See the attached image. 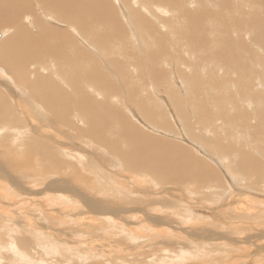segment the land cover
Segmentation results:
<instances>
[{"label": "bare ground", "instance_id": "6f19581e", "mask_svg": "<svg viewBox=\"0 0 264 264\" xmlns=\"http://www.w3.org/2000/svg\"><path fill=\"white\" fill-rule=\"evenodd\" d=\"M0 1H3V0H0ZM16 1L18 2V5H16L13 0H8V3L10 2L12 4L10 5L11 6L10 8L12 9L10 11H8L7 9L6 11L11 12L10 16L7 15L9 16L10 22H12L11 20L18 19V21L13 22L16 25L18 24V32H16L15 37H14L15 34L14 35L11 34V36L7 38L5 37L3 33L0 34V36L3 35L5 37V41L3 42V45L0 44V57H1L0 63L5 65L7 67V70L9 69L13 70V68L15 67V64L16 65L18 64V68L13 71V74L16 78L15 80L20 81L21 84L25 88H29L32 95L31 97H29V100H28V98H26L27 96L24 97L23 96L24 93L23 94L21 93L20 95V92L18 90V94H17L18 95V99H17L18 100V108H17L18 116L14 112L15 110L14 108L17 107V105L14 107L15 104H13L11 99L10 101L7 99L6 96H3V95L0 96V125L1 127L4 126V129H5L4 130L0 128L2 132L7 130L10 134L9 127L14 125L16 122H18L19 124L18 127L23 125L22 120L28 122L27 124H24V126L27 127L26 129L20 130L18 128L17 129L18 131L16 130V132L18 133V138L16 136L15 137L18 139V148L22 147L21 151L19 150L21 148L17 149L20 152L19 155L17 153H13L14 154L13 156L18 155V160L15 158H9L7 160H4V164L6 167L0 164V218L1 216L5 217L3 222L2 221L0 222V254L2 253V256H0V263L4 262L3 259L1 260V258H5L8 262H10V264L11 262L13 263L17 262V264H90L91 263V259L89 256L90 254L87 255V253L91 252V253L96 254L95 248L97 249L98 244H97V247H94L93 245L94 243L92 241L96 240L95 237L97 236L98 232L103 236L110 235V237H112V235H115V234H118L119 236L122 235L132 241L133 235L135 234V232H133V230L131 229L132 231H130L131 232L130 234L126 230L124 231L123 229L126 226L124 223L127 224L128 222H131L132 220L134 222L135 220L134 224L137 223L138 224L137 227L141 225L140 229L143 228V231H141L143 234L137 235V237L139 238V241L137 242L132 241V243L135 244L134 248L139 247V245H141L143 242H146V243L150 242V244H152V243H156L159 240H162V242L168 246V248L164 246L167 248V250L162 249L163 254L160 256V258H156L154 260L148 259V261H153V262L156 261L155 264H264V246L261 245V242H260V240L264 239V234H261L259 232L258 234H255V236L253 237L251 236L242 237V234L246 229H242L238 226L235 227L230 224L228 225L227 224L228 222H225L223 219L222 221L216 220V223H214L211 219L212 214L210 217L208 216L205 217L203 215H200L195 210H192V209H196L195 207L197 206L196 205L192 206V199H194L192 196L194 192L193 190H188L187 186H182L181 188L186 191L188 196L184 195V193L182 192L179 198H177V196H175L176 198H174L173 193L168 194L170 190L164 186L165 180L172 179V178L186 180L191 177H200V179H203L205 181L206 175L208 176H211L212 174L214 175V173L211 174V171L208 172L209 167H207L204 161L203 162L201 160L196 161L195 159H191V158L189 160H187V158H185V160L183 159L172 160V158L170 159V154H168L169 156L164 154L163 158H161L162 155L159 156L161 159H163V161L158 160L156 158L157 155L153 153H151L149 157L144 156L143 154H145V152L143 154L142 152L146 150L143 149V151L140 153L139 147L141 148V146H138L139 135H138V132L135 130V128H133V126L129 122H127L122 117V115L116 110H114L113 108L108 107L107 110L102 109L104 106H106V103H107V100H105V97L102 100L98 99V100H101L99 102H97L94 99L93 97L94 93H95V96L102 95L101 92L97 90L98 88L95 84L87 83L88 81L87 80L85 85H87L86 89H88V91H86L84 88L85 85L82 86L81 83L78 82L79 80L73 82L74 83L73 88H70L72 86H69L67 82L65 83V85L68 87L69 90L71 89L72 90H71V93L65 94L61 91L63 89L59 87L60 85L55 86L50 80L47 79L48 77H46L47 76L46 73L49 72L47 69L49 68L50 65H52L51 63L54 64V62L48 61L47 59L44 60L40 58H45L46 55H48V57L49 55L51 57L56 56V55L60 56L62 55V51L65 53L66 50L72 49L73 45L76 46V44L74 43V40H72L70 36L68 35V33H66L65 31L63 33L64 44L63 45L56 44L54 42V39L62 35L61 31L53 27H49L43 24V22L37 23L36 26H32L33 29H35L33 33L30 31H27V29H24L22 25L20 24L21 17L19 20V16H21L20 14H23L25 12L28 13L29 11H25L27 8H26V5L22 1L20 0H16ZM41 1L46 6V8H50V10L52 11L61 13L62 14L61 16H63L66 20L67 19L76 20V24L79 27L78 29L79 34L81 33L84 36H86L88 35L87 27L82 17L86 15V9L88 7L90 10L97 9L101 0H92L90 4L87 3L86 0H84L83 2H78V0H41ZM121 1L128 8V10L126 9L127 12L126 10L123 9L124 5H122L123 8L121 9H123L124 12H126V15L129 17V22L132 27V30L129 32V37L130 38H132L133 36L135 38L139 37L140 38L139 40L144 44L146 49L149 45L152 44V42L156 41L158 43L157 41L158 38L162 41L167 36V33L164 36H162V33L159 32V30L157 29L158 25H161V27H165V28L169 27L170 31L173 29L174 26L172 27L171 25L174 21L172 22L170 20H167V17L172 12L171 5H172L174 12L179 13L178 18H181V19L183 18V20L190 22L193 18V11L190 10V8L192 7H189L187 4L194 5V4H197V2H199L198 0H185V1L162 0L161 2L158 0L157 2L161 3V5L160 4L158 5L156 3L153 5L154 0L149 1V3L146 0H140V3L147 5V7L151 3L153 6H156V5L159 6V7L157 6L158 9L156 8V10L159 14L161 15L163 14L164 17L158 14L151 15L152 19L155 18L154 19L155 22L157 21L161 23V24L158 23V25L156 26L153 24V22H150L148 19L145 18V14L142 13L141 7L139 5L138 6L136 5L137 4L136 0H121ZM203 1L206 4H209L208 2L209 0H203ZM104 2L110 3L108 0H104ZM236 2H238V4H241L239 3L241 2V0H238ZM251 2L253 4L252 6H255V7L257 6L258 8H261V11H262L261 13L258 12V15L256 18L257 19L256 21H258L257 31H260V36H259V39H257V42L264 45V17L262 16V14H264V0H251ZM231 3H232V0H226L224 2V6L222 7L223 9L221 8L222 10L221 12H214L208 17V21L210 22V24L212 21H215V18L217 17L218 30L216 29V31L219 34L223 30L224 32H227L228 34H230L231 29H232V32H234L233 27L235 26L237 27V25H235L233 22H230L229 24L228 22L226 24L224 23L225 20L227 21L225 14H228V8ZM9 4L7 5V7L9 6ZM234 5L236 7L237 3H234ZM160 6L163 8H160ZM5 7L2 9L5 10ZM149 7H151V5ZM143 9H147V8L143 7ZM151 10L153 9L149 8L148 11H151ZM148 11H147V14L149 15ZM153 12L151 11L152 14ZM27 13L23 14L22 18H24ZM2 14H4V12ZM2 14H0L1 18H2ZM47 14L53 15V13L51 12ZM102 14H104V12ZM28 15H30V13ZM7 16H4V17L8 18ZM33 16L35 17V14H33ZM98 16H99V13L96 14V17ZM102 16L114 19V12H112L111 9H108L105 11V15H102ZM230 16L233 17L234 12ZM26 17L30 18L28 16ZM35 18H38V17H35ZM45 18L47 19V17ZM28 23L30 24V22ZM174 23H176V21ZM249 23H252V22H249ZM0 24L2 23L0 22ZM97 25L99 26L100 24H97ZM253 25L255 26L254 23ZM77 26L76 28H78ZM249 26H252V24ZM91 27L89 28L91 29ZM220 27H225V28L222 30V28L220 29ZM241 28L242 26H238L237 28H235L237 29V32L241 34V37L237 36V33H236L235 37L237 38V40H230L231 49L227 53V57H228L227 66H230V67L233 66L231 62L234 60V54L239 53L242 50H247V48H249L248 47L249 45H247L243 39V36L246 35L245 31L247 30V27L242 28V29ZM94 31L96 32V30ZM168 34H169V39L167 37L165 39V42L168 41L170 45L173 46L174 50H181V52L182 51L186 52L183 46H181L180 43H178L180 41H179V37L177 36L176 32L172 31ZM170 34L173 35L174 38L170 37ZM179 35H180V32H179ZM194 35H195V32L192 31L191 37H194ZM219 36H217L216 38H218ZM86 40H85V43H86ZM250 41H253V40H250ZM219 42H220V38L214 41H210L209 39L202 38L198 40L196 45H198V49L202 51L203 53V51L205 52L208 50L209 45H210L209 43L213 45H217ZM154 45H157V44H154ZM159 45H162V43L159 42ZM255 47L257 50L260 51L261 55L264 56V49L260 48V46H255ZM255 47H252V48L255 49ZM149 48L152 49V46ZM231 50H233L234 52ZM157 52L159 54L161 51H157ZM157 52L154 55V59L151 56V59L154 60V65H158L159 60L161 58L160 55H157ZM80 54H81V50H80ZM63 55H66V54H63ZM187 55L190 56L189 53ZM60 57L64 59L63 56H60ZM80 57L81 59H84L83 54H81ZM34 58H39L38 60L40 62L35 60ZM56 59H58V57L55 58V61H57ZM73 59H76L75 56ZM76 60H79V59H76ZM229 60H230V63H229ZM236 60H238V58ZM42 61H44L45 63L40 64ZM239 61L241 60L239 59ZM62 63L64 64L65 62L63 61ZM66 63H70V62H66ZM33 64L37 65L38 69L36 70L34 68L36 71L35 73H32L34 75H32V79H30V70H31L30 67L31 68L34 67ZM47 64H48V67L46 66ZM243 65H247L245 61ZM263 65H264V61L262 63V69H261L262 71L264 70ZM39 66H41L40 69H39ZM28 68H29V71H28ZM249 69L250 68L247 69V68L242 67V74H241L242 77H240L241 78L240 79L241 80L240 90L243 91L242 97H241L243 98V100H240L241 102L238 101V103L245 104L246 106H249V107L251 106V103L253 102L252 99L250 97H247L246 96L247 94H244L245 92L249 91V94L255 97L257 101L260 103V105L262 106L260 107L259 112L261 114L260 116L264 118V76H263V79L257 77L256 81L258 80L260 81V79H262L263 81H261V83L258 84V87L260 89L258 88L254 89L251 83H248L246 80L245 81L243 80L245 78V72ZM156 71L158 74V70ZM125 73H128V72L127 71L122 72L123 79L128 77V75L125 77ZM60 74H62V72H60ZM63 75H60V76L62 77ZM1 77L4 79L6 78L0 75V78ZM104 77H106L105 74H104ZM59 78L60 77H57V79ZM103 79H104V82L109 81V80H106L105 78ZM253 79L255 78H252V80ZM63 80L68 81L66 76L65 77L63 76ZM214 84L216 85V82ZM232 84L234 83H231L230 85L232 86ZM20 86L21 85L19 84L18 87ZM61 86H64V85L61 84ZM12 88L14 89L13 86ZM110 90L111 89H106L108 93H110ZM12 92L14 93V91ZM12 92H10V94ZM1 94H3V92H1ZM169 94L171 96L172 101L174 100V103H176L177 108L178 109L181 108V104L179 100L177 99V97L174 95L173 91L169 90ZM11 97H14V96L11 94ZM111 97H112V94H111ZM111 97L109 96L110 102L112 99ZM11 102L13 105L11 104ZM217 102L220 105L219 106L220 112L222 113L223 116H228V114H230L229 113L230 110L234 109L233 105L231 104H226L225 106L224 103H226V101L225 102L217 101ZM229 103H232V101L230 100ZM72 104L80 112V114H76L75 112L74 114L81 115L83 121L78 120L77 123L76 122L74 123L73 120L72 122L67 119L69 115V110L72 111ZM228 106L230 110L228 109ZM241 115L242 116L248 115L247 110L246 111L243 110ZM249 115H252V114H249ZM210 118L211 116L206 113H203L200 117L201 120H207ZM251 118L253 119L255 118V116L252 115L250 116L249 119ZM57 120L60 121L57 123L58 125H62L61 122H65V124L68 127L76 130L79 133V137L88 138L90 141L95 143L94 145L97 149H101L102 151H105L106 153H108L105 158L103 157L104 161H106L105 164H100L99 163L100 161L92 160L93 166L94 165L101 166L103 167V169L98 168L97 170L96 168L95 170H93L89 163L86 166L90 168L84 167L85 165L82 164L81 159H80V158H83L81 156V151H80L81 149L77 148L78 149L77 151V149L74 148L75 147L74 146L70 151L69 147H72V144L67 143L68 141L66 140H69V139H66L64 136H61L59 133L60 131L58 132L59 128L56 126ZM107 120H110L111 122H113V128H107V126H105V123ZM86 123L88 124V128L84 126ZM260 124H263V123H260ZM118 125L122 127L121 130H119ZM114 128H116V131H114L115 130ZM204 130H206V128ZM256 130H258L257 135H260L261 131L259 129H256ZM109 131H114V133H109ZM69 133H70V130H69ZM64 135L66 134L64 133ZM114 136H115L114 140L109 139V137L114 138ZM22 137H24V139L20 140ZM30 137L32 138V141L28 142L27 139H29ZM149 137H150L149 138L150 141L151 140L153 141V139H155L154 136L149 135ZM259 137L262 138L261 135ZM260 138L256 137L257 139L255 140L256 144H253L256 150L255 149L253 151L251 150L253 154H255L254 153L255 151L261 155L262 153H264V151H262L258 146V143H260V140H261ZM135 140H137V142H135ZM235 140H237V138ZM25 141H27L29 144L26 147L23 146ZM126 141L128 142V144H130V146L128 148H125L124 150L122 146L125 145L123 144V142H126ZM13 142H12V145L15 144ZM160 142L161 141H159L158 144L162 145L163 142L161 143ZM78 146L80 147L81 145L79 144ZM84 148L85 147H83V149ZM166 148L168 147H162V148L160 147L158 149H161V150L156 149V153H159L157 151H167ZM242 152H243V155H245L244 151ZM223 153H226V152L216 153L217 156L219 155L218 162L220 161L219 163L221 164H224V160L226 158V154L221 155ZM115 155H118L119 157H116ZM262 156H263L262 159H264V155ZM247 160L241 162L242 166H245L244 162H247ZM107 162L109 164H107ZM257 163L259 164L260 162L258 161ZM195 164H197V167L195 166ZM250 164L253 166L255 163L253 162V164L252 163ZM36 165L39 168H36L37 167ZM257 166L258 165H256L255 167ZM260 166H264V165H260ZM128 167H137L138 169L137 172L139 173L138 174L134 173L135 174L134 175L128 172L125 169ZM33 168L35 169V171L33 170ZM8 169L9 170L11 169L13 171L18 170V183H15L14 185H12L14 178ZM248 169H250V167H248ZM110 171L113 174L109 173ZM258 171L260 174H264L260 172L261 169ZM248 172L251 173V170ZM86 174L92 177L91 185H89L87 182ZM254 174L256 173H253V175ZM255 176H261V175L258 174ZM15 177H17V175ZM234 177L238 178L236 177V175ZM261 177L264 178V175H262ZM20 180L22 182H20ZM153 180H156L158 183H155ZM147 181L151 182L153 185L152 187L154 188L155 186V188L152 189L151 186L147 183ZM186 181L188 182L189 180H186ZM143 182L146 183L145 186L142 185L143 187L141 189H139L140 187L139 188L137 187V191L135 190L133 191L132 184L136 186V183L138 184V183H143ZM23 183L26 184V186H24ZM263 184H264V180H263ZM215 189L216 187H214L213 189L211 188V190L209 191L215 192L216 191ZM119 195L125 197L120 202L130 204L131 206L122 205V203L121 205L120 204L116 205L113 199L108 200L109 196L119 197ZM102 196H107L108 199L102 198ZM237 196L238 198H248L246 197V195H244L243 192L236 194V195H231L233 202L237 204L241 203L239 199H236ZM150 198H153V199L148 204L155 203L156 206L150 207V206L145 205L147 206L146 208L142 207L141 205L142 201L150 200ZM215 200H218L219 205L220 203H222L221 196H218ZM260 200L262 199L260 198ZM210 201H213V200L211 199L204 200L205 203L210 202ZM210 205L208 206L210 207ZM222 205L225 206L224 204ZM258 206L259 208L260 206L263 207V204L259 202L258 203L254 202L253 204H250L249 202L247 205L240 208L241 211H244V212H242L241 214L237 216L239 217V219H244V221L245 219L252 218L251 223L253 224V221L255 223V221L258 220V218H261L259 217L260 216L259 212L255 211L258 208ZM234 207L235 206L232 205L233 209H231L230 204L226 203V208H225L226 215L225 216H227L228 212H233ZM210 208L212 209V207ZM203 210H204V207H203ZM257 210L260 211V209H257ZM85 211L92 212L93 214L90 213L91 215L89 217H85L84 215H82ZM14 212L18 214V216H20L19 223H18L19 227L10 224L12 220L11 217ZM30 212H33L32 214H34L35 219L30 216ZM217 212H214L213 214L215 213L217 214ZM46 215L50 217L52 227H55V226L59 227V225H63L65 223L66 224L73 223L77 225L79 227V230H77L78 233H75V235L76 234L79 235L78 237L79 239L77 243L76 244H66V241H67L66 238H60V237L54 238L53 233H51L54 230L52 229L53 231L47 232L45 229V228L50 227L48 224L47 226H42L37 223L36 219H41V221L46 220V218H44V217H47ZM162 215H164L165 217ZM169 215L173 216L175 219L171 218ZM219 216L220 215H218V217ZM157 217H159L158 219L161 221H158L157 223L154 224L153 219H156ZM199 224L201 225L202 230L200 231L199 234H197V237H194L191 234L192 233L191 230H190V233L186 235H183L182 233L181 234L177 233V231L179 230L178 228H181V227L183 228V226L181 225H186L188 226L186 228L192 229L193 227H196ZM210 224L214 225V227L209 226ZM173 226H177V227H173ZM20 228L23 229L25 232L31 233V236L28 240L24 238H19L18 235H15V233L18 232V234H20L23 231V230L21 231ZM214 228H217V229H214ZM258 229L260 230L261 228H258ZM63 230L61 233H63ZM60 231H61V227H60ZM69 232H72V231L69 230ZM57 233L60 234L59 232ZM71 236H74V235H70V237ZM212 236L218 242L219 240H222V242H219V243L214 242L215 246L212 245L211 242L213 240H209L213 238ZM144 238L146 240H143ZM249 238H253V242H256L255 244L256 246H253L254 248L252 246L249 247V244H246L245 240ZM99 240L97 239L96 241H99ZM168 240H174L175 242L184 241L185 245L184 246L180 245L178 247V250H174L172 249L171 245L167 244ZM81 241L84 242V244ZM188 241H192V242H188ZM208 241L209 242L211 241L210 244L212 245V247L214 248L216 247V249H219V250L214 251L217 253L218 256L212 257L213 259H209L210 258L209 256L211 253L207 252L205 248V245L208 244ZM119 244L121 245V243ZM82 245L86 249L84 253H82V250L84 249V248L83 249L81 248ZM124 250H127V249L124 248ZM33 251H36V252H33ZM23 252H25L26 254ZM46 254H50V256H47ZM166 254H168L169 256L168 258H165ZM92 255L94 256V254ZM98 262L99 261H97V263ZM106 264H112V263H109L108 261V263Z\"/></svg>", "mask_w": 264, "mask_h": 264}, {"label": "rangeland", "instance_id": "374dc122", "mask_svg": "<svg viewBox=\"0 0 264 264\" xmlns=\"http://www.w3.org/2000/svg\"><path fill=\"white\" fill-rule=\"evenodd\" d=\"M3 1H0L1 2L0 11L2 10L0 12V14H2L3 12H4V14L5 13L6 14L5 15L2 14V18L0 17V20H2L0 22L3 24V25L0 24V34L3 33L6 38L11 36V34H13V35L15 34L14 35V37H15L16 32H18V24L16 25L13 22L18 21V19L17 20H11L12 22H10L9 16H10L11 12H8V11H10L12 9V8H10L11 7L10 5H12V4L10 2H9L10 3L9 4L8 0L4 1L6 3H4ZM13 1L15 2L16 5H18V2L16 0H13ZM20 1H22L26 5L27 9L25 11H29V12L28 13L25 11L24 12L27 13L26 16L30 17V18H27L25 16L24 18H22V15L25 13L20 14L21 15V16H19V20L21 17L20 24L22 25V27L24 29H27V31H30L33 33L35 29H33L32 26H36L37 23L43 22V24L61 31L62 35H60L54 39V42L56 44H62V45L64 44V35H63L64 31L66 33H68L70 38L72 40H74V43L76 44V46L73 45L72 49L66 50L67 52L65 51V53H64L62 51V55H60V56H63L64 59H62V57L57 56V55L52 56V57L50 55H49V57H48V55H46L45 58H40V59H44V60L47 59L48 61L54 62V64L51 63L52 65H50L49 68L47 69L49 72L50 71L51 72L46 73L47 76L44 75V76L48 77L47 78L48 80H50L55 86L60 85L59 87H61L63 89L61 91L65 94L71 93V90H72V89L69 90L68 87L65 85V83H67V82H68L67 84H69V86H72L70 88H73V84H74L73 82L78 81V80H79L78 82H80L82 86H84L86 84L87 80H88L87 83L95 84L98 88L97 90L100 91L102 95L95 96V93H94V96H93L94 99L97 102H99L105 97V100H107V103H106V106H104L102 109L107 110L108 107L113 108L114 110L119 112L122 115V117L133 126V128H135V130L138 132V135H139L138 146H141V148L139 147L140 153L143 151V149L146 150V151L142 152V154L145 152V154H143L144 156L149 157L151 155V153H153V154L157 155L156 158L158 160L163 161V159H161V158H163L164 154L165 155L170 154V159L172 158V160H174V159L185 160V158H187V160H189L191 158V159H195L196 161H198V160H201L202 162L204 161V163L207 165V167H209L208 172L211 171V174L214 173V175L213 174L211 175L212 177L206 175L205 181L203 179H200V177L188 178V179H186V180H189L188 182L186 180H180V179H175V178L165 180L164 186L170 190L168 194L173 193L174 198H176L175 196H177V198H179V196H181V192L184 193V195L188 196L186 191L181 188L182 186H187L188 190H193V192H194V194L192 196L194 198V199H192V206L193 205L197 206V207H195L197 210L196 209H192V210H195L200 215H203L205 217H207V216L210 217L212 214L211 219L214 223H216V220L222 221V219H223L225 222H228L227 223L228 225L230 224V225H233L235 227L238 226L242 229H246L247 231L245 230L243 232L242 237H246V236L253 237V236H255V234H258L259 232L261 234H264V184H263L264 178L261 177L264 174H260L258 171L261 169L260 172L264 173V166H260V165H264L263 164L264 159H262V157H263L262 155H264V153H262V155H261V154L257 153L256 151L254 152L255 154H253V152H252L255 149L253 144H256V142H255V140H257L256 137L260 138L259 136L261 135V137L264 139V135H263L264 134L263 133L264 132V118L262 116H260L261 114L259 112V109L262 106L260 105V103L257 101V99L255 97H253L252 95L249 94V91L248 92L244 91L245 92L244 94H247L246 96L250 97L252 99L253 102L251 103V106L249 107V106H246L245 104L238 103V101L241 102L240 100H243V98H241L243 91L240 90L241 89V80H240L241 78L240 77H242V75H241L242 74V67L247 68V69L250 68L249 70H247L245 72V78L243 80L244 81L246 80L248 83H251V85L254 89L255 88L260 89L258 87V84L261 83V81H263L262 79H263L264 74H262V73H264V70L262 71L261 69H262V63L264 61V56H262L260 51L257 50L255 47V46H260V48L264 49V45L257 42V39H259V36H260V31H257L258 21H256L257 20L256 18H257L258 12H260V13L262 12L261 8H258L257 6L256 7L252 6L253 4H252L251 0H241V2H239L241 4H238V2H236L238 0H236V1L232 0V3L230 4V6L228 8V14H225L227 21L225 20L224 23L226 24L228 22V24H229L230 22H233L235 25H237V27L238 26H242V28L247 27V30L249 32L247 30L245 31L246 35L243 36V39L246 42V44L249 45L248 46L249 48H247V50H242L239 53H235L234 54V60L231 62L233 64V66L230 67V66H227L228 65L227 53L231 49L230 48V40H237V38L235 37V34L237 33V36H239V37H241V34H239L237 32V29H235L237 27L235 26V27H233L234 32H232V29H231L230 34H228L227 32H224L223 29L225 27H220V29L222 28V30H223L222 32H220V34H221L220 35L216 31V29L218 30V28H217L218 27L217 26L218 25L217 24V17L215 18V21L211 22V24L208 21V17L212 13L222 11L221 8L224 6V2L226 0H209L208 1L209 4L204 3L203 0H198L199 2H197V4H194V5L187 4L189 7H192V8H190V10L193 11V18L190 22L183 20V18L182 19L178 18L179 13H175L173 8H172V5H171L172 12L167 17V20H170L172 22L176 21V23H174V22L172 23L171 26L172 27L174 26V27L171 31L169 30V27L165 28V27H161V25H158L159 22H157V21L155 22L154 21L155 18L152 19L151 15L158 14L160 16H163V14L162 15L159 14L156 10L157 6L159 4L161 5V3L157 2L158 0H156V2L154 0V2H153V5L155 3L158 5L153 6L151 3L150 4L151 7H149L150 5H148V7H147V5L140 3V0H136L137 1L136 5L137 6L139 5L141 7L142 13L145 14V18L148 19L150 22H153L154 25H156V26L158 25L157 29L159 30V32L162 33V36H164L167 33V36L165 37V39L167 37L169 39L168 33L172 32V31L176 32L177 36L179 37V41H180L178 43H180V45L183 46V48L185 49L186 52H183V51L181 52V50H174L173 46L170 45V43L168 41L165 42V39L161 41L158 38L160 40L159 41L157 39L158 43L156 41H154L146 49L144 44L139 40L140 39L139 37L135 38L133 36L132 38H130L129 32L132 30V27H131V24L129 22V17L126 15L128 8H127V6H125L123 4V2L121 0H108L110 3H106V2H104V0H101L97 9L90 10L89 7L86 9V15H84L82 17V19L85 21V25L87 27V34L88 35H86V36H84L81 33H80L81 35L79 34V32H78L79 27L76 24V20H71V19L66 20L63 16H61L62 15L61 13L56 12V11H52V10H50V8H46V6L42 3L41 0H20ZM83 1L84 0H78V2H83ZM91 1L92 0H86V2L89 4ZM146 1L149 3V1H152V0H146ZM159 1L161 2L162 0H159ZM182 1H185V0H182ZM7 3L9 4V6H8L9 8L7 7V5H8ZM234 3H237L236 7H235ZM122 5H124V8L122 7ZM4 7H5V10L2 9ZM143 7H146L147 9H143ZM119 8H120V10H119ZM121 8H123L124 10L127 9L126 12H124V10ZM149 8H152L154 10V12H153V10H151L153 12V14L151 13V11H148ZM160 8H163V7L160 6ZM7 9H8V11H6ZM108 9H111L112 12H114V19L102 16V15H105V11ZM121 10H122V12H121ZM146 10L148 11L149 15L147 14ZM49 11L51 13H53V15L52 14L48 15L47 13H50ZM97 12L99 13L100 17L99 16L96 17V14H98ZM103 12H104V14H102ZM233 12H234V16L231 17L230 15ZM29 13L31 16L28 15ZM33 14H35V17H38V18H35L33 16ZM54 14H55V16H54ZM7 15H9V16H7ZM164 15H166V14H164ZM4 16H7L8 18H6ZM262 16L264 17V14H262ZM45 17H47V19ZM95 17L98 19H96ZM49 18H51V19H49ZM62 18H63V20H62ZM176 18L178 21L176 20ZM111 19H112V21H111ZM250 19H252L253 21ZM5 20H7V21H5ZM28 20H30V21H28ZM96 20H97V22H96ZM27 21L30 22V24ZM170 21H168V22H170ZM128 22H129V24H128ZM249 22H252V23H249ZM253 23L255 24V26L253 25ZM97 24H100V25L98 26ZM159 24H161V23H159ZM248 24L249 25L252 24V26H254L256 28L249 26ZM91 25H92V27H91ZM76 26L78 28H76ZM89 27H91L92 30ZM75 30H77V31H75ZM94 30H96V32ZM250 30H252V31H250ZM92 31H94V32H92ZM192 31L195 32L194 37H191ZM117 32H119V33H117ZM179 32H180V35H179ZM217 36H219V37L216 38ZM5 37L3 35L0 36V40L2 42V43L0 42L1 45H3V42L5 41ZM170 37L174 38V36L171 34H170ZM202 38L209 39L210 41H214V40L220 38V42L217 45H213V44L209 43L210 45H209L208 50L205 52L203 51V53H202V51H200L198 49V45H196L198 40L202 39ZM85 40H86V43H85ZM250 40H253V41H250ZM159 42L162 43V45H159ZM255 42H256V44H255ZM154 44H157V45H154ZM252 44H253V46H252ZM151 46H152V49L149 48ZM252 47H255V49ZM119 48H120L121 52H120ZM80 50H81V54H83V56H84V59H81V57H80V55H81ZM33 51H34V49H33ZM157 51H161V52L158 54ZM231 51H233V50H231ZM156 52H157V55L161 56L158 65H154V60L151 59V56L154 59V55L156 54ZM186 53L187 54L189 53L190 56L187 55ZM63 54H66V55H63ZM258 55H259V57H258ZM74 56L76 59H79V60L73 59ZM56 57H58V59H56L57 61H55ZM231 58H232V56H231ZM237 58H238V60H236ZM34 59L39 61L38 60L39 58H34ZM239 59L241 61H239ZM243 60L246 62L247 65H243L244 64ZM61 61L62 62L64 61L65 63L63 64ZM66 62H70V63H66ZM44 63L45 62L42 61L40 64H44ZM229 63H230V60H229ZM33 65H34V67H32V68L30 67V69H31L30 70V79H32V75H34L32 73H35V71L38 69L37 65H35V64H33ZM46 66L48 67V64ZM182 66H184L185 68ZM40 67L41 66H39V69H40ZM263 67H264V65H263ZM17 68H18V64L17 65L15 64V67L13 68V70L12 69L7 70V67L5 65H3L2 63H0V75L7 78V79L6 78L4 79L2 77L0 78V80H1L0 81V96H2V95L6 96L8 100L11 99L13 104H15L14 107L17 105V107L14 108L15 109L14 112L16 115L18 114V109H17L18 108V100H17L18 99V95H17L18 90L20 92V95H21V93L22 94L24 93L23 96L24 97L27 96L26 98H28V100H29V97H31V95H32L29 88H25L21 84L20 81L15 80L16 78L13 74V71ZM32 69H34V70H32ZM2 70H3V72H2ZM156 70H158V74H157ZM28 71H29V68H28ZM54 71H56V72H54ZM124 71L128 72V73H125V77L127 75H128V77L123 79L122 78V72H124ZM6 72H7V74H6ZM60 72H62V74H60ZM79 73H81V74H79ZM68 74L70 75V77ZM104 74L106 75V77H104ZM254 74H256V75H254ZM60 75H63L64 77L66 76L68 81L63 80V76L61 77ZM74 75H75V77H74ZM80 75H82V76H80ZM57 77H60V78L57 79ZM102 77L105 78L106 80H109L108 81L109 83L104 82V79ZM257 77L262 78V79H260V81L259 80L256 81ZM252 78H255V79L252 80ZM2 79H4V80H2ZM12 80H13V82H12ZM11 82H12V84H11ZM111 82H112V84H111ZM215 82H216V85L214 84ZM13 83H14V85H13ZM106 83H108V84H106ZM231 83H234V84H232V86H231L230 85ZM19 84L21 85L20 87H18ZM61 84L64 86H61ZM12 86L14 87V89L12 88ZM15 86H16V88H15ZM239 86H240V88H239ZM84 88L86 91H88V89H86L87 85H85ZM106 89H111L110 93H108L106 91ZM169 90L173 91L174 95L179 100V102L181 104V108L178 109L176 106V103H174V100L172 101L171 96L169 94ZM186 90H187V92H186ZM12 91H14V93ZM1 92H3V94H1ZM10 92H12L11 94L14 97H11ZM111 94H112V97H111ZM109 96L112 98L111 102L109 100ZM98 99H101V100H98ZM230 100L232 101V103H229ZM217 101H224V102L226 101V103H224L225 106H226V104H231V105H233L234 109L230 110L229 106H228V109L230 110V112H229L230 114H228V116H223L222 113L220 112V107H219L220 105ZM12 102H11V104H12ZM74 108L75 107L72 104V111L69 110V115H68L67 119L70 121L73 120L74 123L75 122L77 123L78 120L83 121L81 115H76V114H80V112L76 108L74 110ZM257 108H258V110H257ZM144 110H145V112H144ZM243 110H245V111L247 110L248 115L242 116L241 114H242ZM147 111H149L150 113ZM74 112L76 114H74ZM108 112H110V111H108ZM156 113H158V114H156ZM203 113L209 114L211 116V118L207 119V120H201L200 117ZM249 114H252L253 116H255V118L249 119L250 116H252ZM72 116H74V117H72ZM86 120H87V118H86ZM22 121H23V125L20 127H18V125H19L18 122H16L14 125L9 127L10 134L7 130L3 131V132L0 130V164L4 167H6L4 164V160H7L9 158H15L18 160V155L20 154L19 150L20 151L22 150V147H19L21 149L18 148V139H17L18 133L16 132V130L18 128L20 130H24L27 128L24 126V124H27L28 122H26L24 120H22ZM58 122H60V121L57 120V122H56V126L59 128L58 132L60 131L59 133L61 136H64L66 139H69V140H66V141H68L67 143L72 144V147H69L70 151L74 146H75L74 148H76V149L77 148L81 149L80 150L81 156L83 158H80V159H81L82 164L85 165L84 167L90 168V167L86 166L89 163L93 170H95L96 168H97V170H98V168L103 169V167H101V166H97V165L93 166L92 160L100 161L99 162L100 164H105L106 161H104V158L107 156L108 153H106L105 151H102L101 149H97L94 145L95 143L90 141L88 138L79 137V133L76 130L68 127L65 124V122H61L62 125H58L57 124ZM260 123H263V124H260ZM86 124L85 125L83 124V125L88 128V124L87 125ZM105 126H107V128H113V122H111L110 120H107L105 123ZM22 127H24V128H22ZM62 127H64V128H62ZM0 128L4 129V126L1 127V125H0ZM118 128H119V130L122 129V127L120 125H118ZM205 128H206V130L207 129L208 130L207 131L204 130ZM114 129H115L114 131H116V128H114ZM256 129H259L261 131L260 135H257L258 130H256ZM69 130H70V133H69ZM89 130H91V129H89ZM65 131L68 133H66ZM114 131H109V133H114ZM64 133L66 135H64ZM72 133H73V135H72ZM76 135L82 140H80ZM149 135L155 137V139L152 138L153 139V141L151 140L152 142L149 140V138H150ZM2 136L4 139L2 138ZM106 136H107V134H106ZM236 138H237V140H235ZM262 138H260L261 140H260V143H258V146L262 151H264V140ZM14 139H15V141H14ZM22 139H24V137H22L20 140H22ZM109 139L114 140L115 136H114V138L109 137ZM154 140H156V141H154ZM27 141L31 142L32 138L30 137L29 139H27ZM27 141H25L23 146L26 147L29 145ZM69 141H71V142H69ZM159 141L163 142V144L162 145L158 144ZM243 141H245V142H243ZM12 142L15 144L12 145ZM135 142H137V140H135ZM79 144L81 145L80 146L81 148L78 146ZM123 144H125L122 146V148L124 150H125V148H128L130 146V144H128L127 141L123 142ZM15 145L17 146V148ZM197 145H199V146H197ZM83 147H85V148L83 149ZM157 147L158 148L168 147L169 149L166 148L167 151H157L159 153H156V149H158ZM17 149H19V150H17ZM78 149H77V151H78ZM164 149H162V150H164ZM158 150H161V149H158ZM242 151H244L245 155H243ZM217 152H226V153L221 154V155L226 154L224 164L219 163L220 161L218 162V160H219L218 156L219 155L217 156V154H216ZM13 153H17L18 155L13 156L14 155ZM115 156L119 157L118 155H115ZM159 156H161V158ZM176 156H178V157H176ZM215 157H217V158H215ZM227 158H228V160H227ZM245 158H247L248 160ZM245 160H247V162H244L245 163L244 165L245 166L247 165L246 167L242 166V163H241ZM249 160H251V161H249ZM248 161L252 164L254 162L258 166L255 167L256 166L255 164L252 166ZM258 161L260 162L259 164L257 163ZM107 164H109V163L107 162ZM195 166L197 167V164H195ZM226 166H228V167H226ZM248 167H250V169H248ZM258 167H260V168H258ZM36 168H39V167L37 166ZM228 168L231 172L228 170ZM251 168H253V169H251ZM125 169L132 174H134V173L138 174L139 173V172H137L138 171L137 167H128ZM33 170L35 171L34 168H33ZM250 170H251V173L248 172ZM107 171H109V170H107ZM9 172L12 174V176L14 178L12 185H14L15 183H18V170L13 171L10 169ZM109 173H112V172L110 171ZM253 173H256V174L253 175ZM257 173L261 176H255V175H258ZM16 175H17V177H15ZM233 175L234 176L236 175V177H238V178H235ZM86 176H87L88 184L91 185L92 177L88 174H86ZM21 180H20V182L23 181V180L22 181ZM153 181L155 183H158L156 180H153ZM147 183L151 186L152 189L155 188V186H154V188L152 187L153 185L151 182L147 181ZM139 184H141V185H139ZM23 185L26 186V184H24V183H23ZM142 185L145 186L146 183L145 182L138 183V184L136 183V186H134L132 184L133 191L134 190L137 191V187L138 188L140 187L139 189H141L143 187ZM18 186H19V184H18ZM214 187H216V189H215L216 191L210 192L209 190H211V188L213 189ZM174 191H176V192H174ZM202 191H204V192H202ZM241 191L248 198H238V196H237L236 199H239V201L241 203L240 204L234 203L231 195H236V194L242 193ZM218 196H221V198H222V203H220V205H219L218 200H215ZM102 198H106V199L109 198L108 200L113 199L115 201L116 205H118V204L121 205V203H122V205H127V206L130 205V204H127L124 202H120V201H122L123 198H125L124 196H120V195H119V197H117V196L116 197H110L109 196L108 198H107V196H102ZM115 198H116V200H115ZM260 198L262 200H260ZM152 199L153 198H150V200L142 201V204H141L142 207H144V208H146L147 206L155 207L156 206L155 203L148 204ZM206 199H211L213 201L205 203L204 200H206ZM146 201H148V202H146ZM212 202H214V203H212ZM249 202H250V204H253L254 202L255 203L259 202V203L263 204V207H261V206H260V208H259V206H258V208L256 207L257 209H260V211L257 209L255 210V211L259 212V214H260L259 217H261L262 220H261V218H258V220H256L257 222L255 221V223H254V221H253V224L251 223L252 218L251 219H249V218L245 219V221H244V219H239V217L237 216V215L241 214L242 212H244V211H241L240 208L247 205ZM203 203H204V205H203ZM208 203H210L212 205H210ZM226 203L230 204L231 209H233L232 205L235 206L234 211L228 212L227 216H225L226 215V211H225L226 210L225 209ZM222 204H224L225 206H223ZM145 205H147V206H145ZM158 205H159V203H158ZM208 205H210V207H212V209ZM203 207H204V210H203ZM205 209H207V210H205ZM218 209H220V210H218ZM206 211L208 212L209 215L207 214ZM214 212H217V214L220 215L221 217L220 216L218 217V215L216 213L213 214ZM32 213L33 212H30V216L35 219V216ZM90 213H92V212H86L85 211L82 215H84L85 217H89L91 215ZM223 213H225V214H223ZM46 216L47 217H44V218H46V220L41 221V219H36V221L38 224H40L42 226H47V224H48L50 227L45 228L47 232L48 231L51 232L54 230L53 232H51V233H53V237L54 238H59V237L60 238H66V240H67L66 244H76L77 243V241L79 239L78 238L79 235L78 234L75 235V233H78L77 230H79V227L77 225H75L73 223H70V224L65 223L63 225H59V227L55 226L56 227L55 228V227H52V225H51L50 217H48V215H46ZM162 216H164V215H162ZM169 216L171 218L175 219L173 216H171V215H169ZM4 218L5 217L1 216L0 222L1 221L3 222ZM11 218H12V220H11L10 224H12L14 226H18L20 216H18V214H16L14 212L12 214ZM158 218L159 217H157L156 219H153L154 224L157 223L158 221H161ZM226 218H228V219H226ZM134 222H135V220H134ZM134 222H133V220L131 222H128L127 224L123 222L126 225L123 230L124 231L126 230L130 234H131L130 231L133 230V232H135V234L133 235L132 241L137 242V241H139V238L137 237V235L143 234L141 232V231H143V228L140 229L141 225L139 227H137L138 224L137 223L134 224ZM238 224H240V225H238ZM68 225H69V227H68ZM181 226H183V228L182 227L178 228L179 229L177 231L178 234L182 233L183 235H186V234L190 233V230H191L192 231L191 234L194 237H197V234H199L200 231L202 230L200 224L196 227H193L192 229L186 228V227H188L186 225H181ZM209 226L214 227V225H212V224H210ZM60 227H61V231H60ZM173 227H177V226H173ZM258 228H261V229L259 230ZM56 229L57 230L59 229V230L57 231ZM63 229L66 231H64ZM214 229H217V228H214ZM22 230L23 229H21V231ZM62 230H63L64 234L61 233ZM69 230L72 232H69ZM57 232H59L60 234H58ZM67 233H69V234H67ZM20 234H18V232L15 233V235H18L19 238H24L26 240H28L31 236V233L25 232L24 230ZM251 234H253V235H251ZM70 235H74V236L70 237ZM118 236H119L118 234H115V235H112V237H113L112 238V237H110V235H104L103 236L98 232L97 236L95 238H96V240L97 239L98 240L100 239V240L99 241L95 240L96 242L92 241L94 243L93 244L94 247H97V244H98L97 249L95 248L96 254L91 253V252L87 253V255L90 254L89 255L90 259H91L90 264H94V263L99 264L102 261L103 262L100 264H106V263H108V261H109V263H112V264H155L156 261L155 262L148 261V259L154 260L156 258H160V256L163 254L162 249L167 250V248H168V246L165 245V243H163L162 240H159L156 243H152V244H150V242L149 243L143 242L141 245H139V247L134 248L135 244L132 243L131 240L127 239L125 236H122V235H120L119 237ZM69 239H71V240H69ZM205 239H207V238H205ZM143 240H146V239L144 238ZM209 240H213L212 242L211 241L210 242L214 246H215V243L222 242V240H219V242H218L214 237L209 239ZM237 240H239V239H237ZM127 241H129V242H127ZM245 241H246V244H249V247L256 246L255 245L256 242H253V238L246 239ZM70 242H72V243H70ZM118 242L121 243V245ZM188 242H192V241H188ZM210 242L208 241V244L205 245V248H206L207 252H209L211 254L214 253L213 255L210 254V256H209L210 258L208 257L209 259H213L212 257L218 256L217 253L214 251L219 250V249H216V247L215 248L212 247ZM260 242H261V245L264 246V239L260 240ZM82 243L84 244V242H82ZM167 244L171 245L172 249H174V250H178V247L180 245L181 246L185 245L184 241L183 242H181V241L175 242L174 240H168ZM130 246H132V247H130ZM164 246H166L167 248ZM217 247H219V246H217ZM81 248L82 249L84 248L82 250V253H84L86 250L85 247H83V245H82ZM101 248H103V249H101ZM124 248L127 250H124ZM31 252H32V250H31ZM33 252H36V251H33ZM23 253H25V252H23ZM103 253H105V254H103ZM109 253H110V255H109ZM92 254H94V256ZM168 254L165 255V258L169 257ZM46 255L50 256V254H46ZM0 256H2V253L0 254ZM94 258H96V259H94ZM2 259L4 261V262L1 261L3 264H10V262H8L5 258H1V260ZM118 260H120V261H118ZM97 261H99V262L97 263ZM214 261H215V259H214ZM2 263H0V264H2ZM11 264H17V262L16 263L11 262Z\"/></svg>", "mask_w": 264, "mask_h": 264}]
</instances>
